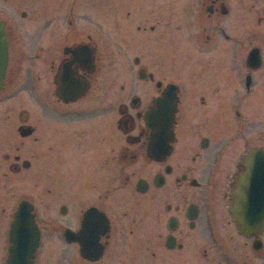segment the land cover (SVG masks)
Masks as SVG:
<instances>
[{"label":"flooded vegetation","instance_id":"af4514ba","mask_svg":"<svg viewBox=\"0 0 264 264\" xmlns=\"http://www.w3.org/2000/svg\"><path fill=\"white\" fill-rule=\"evenodd\" d=\"M0 26V264H264L231 210L264 150V0H0Z\"/></svg>","mask_w":264,"mask_h":264},{"label":"water","instance_id":"95a60500","mask_svg":"<svg viewBox=\"0 0 264 264\" xmlns=\"http://www.w3.org/2000/svg\"><path fill=\"white\" fill-rule=\"evenodd\" d=\"M8 53L9 42L0 26V69L6 66ZM1 84L0 78V86ZM246 161L248 169L240 171L233 183L231 210L234 221L242 230L248 234H256L264 230V150H255ZM30 212V204L23 201L18 208L13 230L18 235L32 234L37 243V226Z\"/></svg>","mask_w":264,"mask_h":264},{"label":"rangeland","instance_id":"374dc122","mask_svg":"<svg viewBox=\"0 0 264 264\" xmlns=\"http://www.w3.org/2000/svg\"><path fill=\"white\" fill-rule=\"evenodd\" d=\"M27 53H31V49H32V45H31V42L28 41L27 42ZM29 64H30V60H29ZM34 94V91H31L30 89H27V88H23V92H22V96L23 97H32ZM35 96V95H34ZM12 189H8V193H11V194H16V193H23V191L21 190V192L19 190H15L14 186H11ZM27 192H31V191H27Z\"/></svg>","mask_w":264,"mask_h":264}]
</instances>
